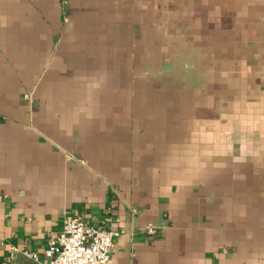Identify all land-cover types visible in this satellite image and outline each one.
<instances>
[{"label": "crops", "instance_id": "0c3cea01", "mask_svg": "<svg viewBox=\"0 0 264 264\" xmlns=\"http://www.w3.org/2000/svg\"><path fill=\"white\" fill-rule=\"evenodd\" d=\"M70 216L111 264H264V0H0V264Z\"/></svg>", "mask_w": 264, "mask_h": 264}, {"label": "built area", "instance_id": "2783aa9c", "mask_svg": "<svg viewBox=\"0 0 264 264\" xmlns=\"http://www.w3.org/2000/svg\"><path fill=\"white\" fill-rule=\"evenodd\" d=\"M154 230L153 224L145 226L146 232ZM119 231L86 225L82 217L70 216L63 220L59 231L50 232L43 254L47 257L44 264H111V253ZM10 256L16 253L9 249ZM22 253L37 259L34 253Z\"/></svg>", "mask_w": 264, "mask_h": 264}]
</instances>
